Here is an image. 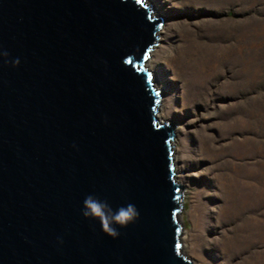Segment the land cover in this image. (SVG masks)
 Returning a JSON list of instances; mask_svg holds the SVG:
<instances>
[{
	"label": "water",
	"instance_id": "water-1",
	"mask_svg": "<svg viewBox=\"0 0 264 264\" xmlns=\"http://www.w3.org/2000/svg\"><path fill=\"white\" fill-rule=\"evenodd\" d=\"M161 27L143 0H0V264H191L146 67ZM89 194L139 221L108 237Z\"/></svg>",
	"mask_w": 264,
	"mask_h": 264
},
{
	"label": "rangeland",
	"instance_id": "rangeland-1",
	"mask_svg": "<svg viewBox=\"0 0 264 264\" xmlns=\"http://www.w3.org/2000/svg\"><path fill=\"white\" fill-rule=\"evenodd\" d=\"M143 1L165 27L151 75L176 125L182 254L191 264H264V0ZM189 41L233 45L232 71L246 83L212 87L207 64L193 83L178 68Z\"/></svg>",
	"mask_w": 264,
	"mask_h": 264
},
{
	"label": "bare ground",
	"instance_id": "bare-ground-1",
	"mask_svg": "<svg viewBox=\"0 0 264 264\" xmlns=\"http://www.w3.org/2000/svg\"><path fill=\"white\" fill-rule=\"evenodd\" d=\"M220 2L222 4V6L225 7L226 0H218L216 2L217 5H219ZM164 30H165V27L163 26L160 30L158 42L155 45V47L153 48V50L151 51V53L149 55V59H147V61H146V67L150 72L154 70L153 65H154L155 57H156V55L160 49L159 48L160 46H158V43H160V41H161V37L164 33ZM223 33H225V31L220 32V30H219L217 32L216 36L218 38H222ZM193 41H189L190 45H189V51L187 52L188 54L183 55V57L181 56V60L183 58V62L179 61L180 67H178V68H180V70L184 74L186 72H188V70H189V79H191L193 81V83L195 81L201 80V76L204 75L205 70L202 71L200 69H201V67H204L206 64L208 65L209 69L210 68L213 69V71H212L213 73L211 72L212 74L210 75V79L214 80L212 83V87H215L216 81L218 83H220V81L225 80L224 82H222L224 88H230L235 84L236 78H238L239 81H243L246 83V79H247L246 75L242 74L241 78H240L239 74L232 71L233 65H231V61H232V55H233V53H232L233 45L228 44V45L222 46V47L217 46L215 49L202 47L204 49H207V50H203L200 47V45L197 44V41H195L196 43H194ZM204 58H206L207 61H205ZM209 60L213 64V66H210ZM244 62H245V60H244ZM225 68H227V70H225V72H223L221 69H225ZM182 72L181 73L179 72V73L181 74L182 77H184V74ZM185 76L187 77L186 74H185ZM152 79H153L152 82L154 83V87L157 88V91L158 90L160 91L161 87L157 83V81L155 80V77H153ZM156 117L158 118L159 122H162V123H167L169 121L168 117H167V112H166L164 106H162L159 109ZM174 147H173V150H175V152L173 154V161L175 164V169H174L175 176H174V178H175L176 182L182 184L183 183V174L179 170V166H178L180 158L178 155V140L177 139L174 140ZM212 147H214V146L212 145ZM204 151H207V153H209V154L211 153L209 150H204ZM184 239H186V238L181 237V242H183ZM187 247L188 246H183V249L185 250Z\"/></svg>",
	"mask_w": 264,
	"mask_h": 264
},
{
	"label": "clouds",
	"instance_id": "clouds-1",
	"mask_svg": "<svg viewBox=\"0 0 264 264\" xmlns=\"http://www.w3.org/2000/svg\"><path fill=\"white\" fill-rule=\"evenodd\" d=\"M5 60L7 52L2 53ZM13 67L19 66V59L11 62ZM81 215L90 222H98L102 232L112 239H118L120 229H127L135 225L140 219V213L135 204L128 202L115 210L107 200L89 194L84 198Z\"/></svg>",
	"mask_w": 264,
	"mask_h": 264
}]
</instances>
